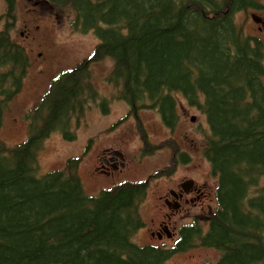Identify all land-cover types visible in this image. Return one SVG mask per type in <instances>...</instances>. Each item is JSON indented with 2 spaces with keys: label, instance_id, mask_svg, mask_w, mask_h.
Wrapping results in <instances>:
<instances>
[{
  "label": "trees",
  "instance_id": "1",
  "mask_svg": "<svg viewBox=\"0 0 264 264\" xmlns=\"http://www.w3.org/2000/svg\"><path fill=\"white\" fill-rule=\"evenodd\" d=\"M49 1L59 24L73 13L74 30L93 31L100 40L92 59L114 60L107 81L123 88L130 115L154 110L174 128L182 103L198 115L196 133L207 119L204 155L218 179L217 204L202 218L211 221L206 235L197 220L174 251L141 248L132 238L144 225L146 182H125L90 198L79 159L38 175L46 138L58 129L67 136L73 117L84 112L85 95L95 94L82 65L52 82L38 107L45 116L34 117L24 143L8 147L0 140V264H168L199 247L220 253L216 264H264V195L249 198L264 177V57L232 14L246 0H229L227 14L211 0ZM6 2L13 21L0 31V128L31 67L10 33L16 0Z\"/></svg>",
  "mask_w": 264,
  "mask_h": 264
},
{
  "label": "rangeland",
  "instance_id": "2",
  "mask_svg": "<svg viewBox=\"0 0 264 264\" xmlns=\"http://www.w3.org/2000/svg\"><path fill=\"white\" fill-rule=\"evenodd\" d=\"M6 0H0V31H3L8 22L6 17ZM35 0H19L17 7V17L15 22L11 23L10 33L14 42L24 47L29 55L31 62L30 71L26 77L23 89L16 97L7 104L3 115L2 126L0 128V140L8 147L16 146L28 139L32 122L35 116L39 119L45 116L42 109L36 110L40 106L39 100L44 94L52 78L63 70L77 67L81 61L91 55L93 48L99 43L93 32L82 34L73 29V19L66 22L63 26L57 24L52 13L45 10V3L37 5ZM251 9L242 11L237 15V22L246 24L247 31H251L253 24L246 22L247 16H250ZM250 23V24H249ZM113 60L108 59L105 62L92 61L88 67L91 69V82L97 88L100 95V105H93L89 99L91 94H86L88 105L84 110L83 117L76 121V124L65 133L51 134L43 143V148L39 152V171L42 176L48 172L62 169L66 162L73 158H82L78 168V175L81 179L84 193L88 197H96L104 190L113 185L105 177L94 176L96 158L101 149L106 146L116 144L122 140L123 150L128 159L137 158V143L135 142L136 126L132 119L122 121L118 125H113L122 119L127 111L125 106H113L112 100L116 95L115 88L110 86L106 78L111 72ZM110 109L109 114L103 113ZM195 114L193 110L182 107L180 110V127L172 134L163 126L158 125L159 116L151 113H142L141 117L145 124L147 135L154 144H158L168 138H173L180 142L182 147L187 149L191 156L186 163L178 164L177 169L172 173L174 181L184 179H193L197 184L206 183L208 186H215V179L211 176L209 164L200 156L196 147L191 148L184 140H187L192 146H200V142L191 137L195 135V124L189 122L185 115ZM208 134L211 132L206 120L203 118ZM32 125V123H31ZM30 125V126H31ZM73 129V130H72ZM110 130V131H108ZM59 133V132H58ZM66 138H75V141L66 140ZM88 154H84V149L89 146ZM124 143V144H123ZM206 145V142H201ZM171 155L167 151L153 154V157L144 159L142 168L144 173L134 181L151 179L156 173L164 170V167L170 163ZM136 164L135 161H129ZM163 180L153 181L149 190V196L142 209L143 221L147 224L148 218L155 214L152 206L154 203V192L156 184ZM166 183V182H164ZM118 184V183H117ZM264 193V183L262 184ZM209 200L208 198H204ZM203 199V200H204ZM199 210H194V218L200 219L207 213V210L199 205ZM188 218L187 214L178 217L179 221ZM187 220L185 223L189 222ZM148 225V224H147ZM133 243L146 247L152 246L146 229L140 231L134 238ZM220 253L208 248L194 249L188 253L179 254L176 259L172 258L168 264L180 262L183 264H212L218 261Z\"/></svg>",
  "mask_w": 264,
  "mask_h": 264
},
{
  "label": "flooded vegetation",
  "instance_id": "3",
  "mask_svg": "<svg viewBox=\"0 0 264 264\" xmlns=\"http://www.w3.org/2000/svg\"><path fill=\"white\" fill-rule=\"evenodd\" d=\"M205 2H209L204 0ZM255 11L260 12L262 16L257 15V20L259 21L257 30L264 32V0H249L246 1L245 5L252 6ZM245 5L243 7H245ZM122 91V89H121ZM95 105H100L99 98H94ZM124 96L117 93L113 100L112 105L125 106L127 111L125 116L118 120L114 125H118L127 119H132L134 125L136 126V135L135 142L137 143V158L139 161H136V156L133 160H129L126 152L122 147V140H118L116 144L106 147H103L101 152L96 158V165L94 168V176L105 177L111 185L122 182H146L147 183V193L150 190L153 181L157 179L163 180L156 184V190L154 194V203L153 210L155 214L150 218V222H147L150 226L146 228L149 239L152 240H172L175 237H179V234L183 228L187 226L185 222L189 219H193L192 213L194 210L200 209L199 205L202 204L204 198H211L215 195V189L218 185V182L215 181V186H208L206 183L197 184L193 179H184L180 181H174L172 173L178 167L179 160V143L173 139L168 138L164 141H161L158 144L151 142L150 137L147 135V130H145V124L141 116L139 117H129V107L126 104ZM128 103V102H127ZM103 113L109 114L110 109L104 111ZM143 132L145 135L141 134ZM172 134V133H171ZM87 146L84 149V154H88L90 147ZM124 144V143H123ZM158 147L156 150H153L152 147ZM167 151L171 155L170 163L164 167V170L161 172H168L169 176H161L155 180L145 179L134 181L133 179L139 178L143 173L144 169L142 168V162L144 159L153 157V154L158 152ZM129 161H135L136 164H133ZM193 181V182H192ZM166 182V183H164ZM145 185V184H143ZM146 200V199H145ZM187 214L188 218L184 221H179L178 217Z\"/></svg>",
  "mask_w": 264,
  "mask_h": 264
},
{
  "label": "water",
  "instance_id": "4",
  "mask_svg": "<svg viewBox=\"0 0 264 264\" xmlns=\"http://www.w3.org/2000/svg\"><path fill=\"white\" fill-rule=\"evenodd\" d=\"M192 120H194V117L192 118Z\"/></svg>",
  "mask_w": 264,
  "mask_h": 264
}]
</instances>
